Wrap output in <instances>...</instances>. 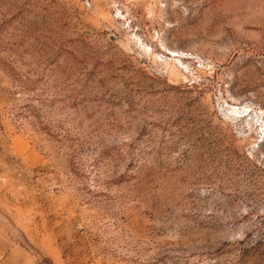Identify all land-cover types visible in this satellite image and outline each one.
I'll use <instances>...</instances> for the list:
<instances>
[{
    "label": "rangeland",
    "instance_id": "obj_1",
    "mask_svg": "<svg viewBox=\"0 0 264 264\" xmlns=\"http://www.w3.org/2000/svg\"><path fill=\"white\" fill-rule=\"evenodd\" d=\"M0 229L38 264H264V0H0Z\"/></svg>",
    "mask_w": 264,
    "mask_h": 264
},
{
    "label": "crops",
    "instance_id": "obj_2",
    "mask_svg": "<svg viewBox=\"0 0 264 264\" xmlns=\"http://www.w3.org/2000/svg\"><path fill=\"white\" fill-rule=\"evenodd\" d=\"M0 264H38V261L29 249L13 243L0 229Z\"/></svg>",
    "mask_w": 264,
    "mask_h": 264
}]
</instances>
